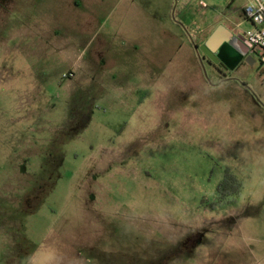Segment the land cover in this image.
Listing matches in <instances>:
<instances>
[{"label": "rangeland", "instance_id": "obj_1", "mask_svg": "<svg viewBox=\"0 0 264 264\" xmlns=\"http://www.w3.org/2000/svg\"><path fill=\"white\" fill-rule=\"evenodd\" d=\"M246 3L0 0V264H264V64L194 47Z\"/></svg>", "mask_w": 264, "mask_h": 264}, {"label": "built area", "instance_id": "obj_2", "mask_svg": "<svg viewBox=\"0 0 264 264\" xmlns=\"http://www.w3.org/2000/svg\"><path fill=\"white\" fill-rule=\"evenodd\" d=\"M243 16L252 25L244 38L247 53L264 64V0H247Z\"/></svg>", "mask_w": 264, "mask_h": 264}, {"label": "water", "instance_id": "obj_3", "mask_svg": "<svg viewBox=\"0 0 264 264\" xmlns=\"http://www.w3.org/2000/svg\"><path fill=\"white\" fill-rule=\"evenodd\" d=\"M237 43L242 46V48L235 47L234 45ZM226 46L232 47L242 55L247 54V47L243 37L232 33L223 25H220L213 30L207 41L200 47V49L211 59L216 61L221 60L222 62L224 61L230 67V63H228L226 59H230ZM234 67L235 65L231 66V68Z\"/></svg>", "mask_w": 264, "mask_h": 264}, {"label": "flooded vegetation", "instance_id": "obj_4", "mask_svg": "<svg viewBox=\"0 0 264 264\" xmlns=\"http://www.w3.org/2000/svg\"><path fill=\"white\" fill-rule=\"evenodd\" d=\"M213 30L210 32V34L200 43V45H195V50L199 53L201 56L202 61H204L207 65L210 66L215 72L223 74L224 72H227L229 70V66L224 61L221 60H214L211 59L208 55H206L203 51H201L200 47L207 41L208 37L211 35ZM233 33V32H232ZM235 47L242 48L238 43L234 45ZM233 46V47H234ZM227 51L229 52V58H226L228 63L231 64V66H234V68H237L239 65L243 63H254V57L250 56L248 53L246 55H242L238 53L235 49L232 47L226 46Z\"/></svg>", "mask_w": 264, "mask_h": 264}, {"label": "trees", "instance_id": "obj_5", "mask_svg": "<svg viewBox=\"0 0 264 264\" xmlns=\"http://www.w3.org/2000/svg\"><path fill=\"white\" fill-rule=\"evenodd\" d=\"M228 181L232 182L233 184H231V185H233V186L229 185ZM240 188H241V184L237 180H235L232 176L226 175L224 180L218 186L217 193L219 195H221L222 199H224L228 196L235 195V194L239 193ZM229 189H231V190H229Z\"/></svg>", "mask_w": 264, "mask_h": 264}, {"label": "crops", "instance_id": "obj_6", "mask_svg": "<svg viewBox=\"0 0 264 264\" xmlns=\"http://www.w3.org/2000/svg\"><path fill=\"white\" fill-rule=\"evenodd\" d=\"M246 20V19H245ZM247 21V20H246ZM248 22V21H247ZM250 23V22H249ZM224 27H226L227 29H229L231 32H233V30H232V27H230V26H227V24H224L223 25ZM240 26V24H237V27H239ZM251 27H252V25H250ZM251 27L250 28H248L247 30H246V33L244 34V37H243V39L245 38V35L247 34V32L251 29ZM236 31H237V29H236ZM242 37V36H241Z\"/></svg>", "mask_w": 264, "mask_h": 264}]
</instances>
